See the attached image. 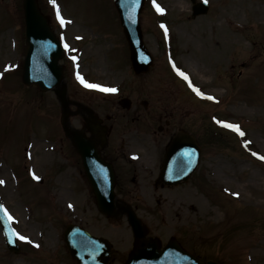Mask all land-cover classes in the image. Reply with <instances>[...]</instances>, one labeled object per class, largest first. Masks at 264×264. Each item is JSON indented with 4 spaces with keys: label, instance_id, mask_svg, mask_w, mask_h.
Listing matches in <instances>:
<instances>
[{
    "label": "rangeland",
    "instance_id": "374dc122",
    "mask_svg": "<svg viewBox=\"0 0 264 264\" xmlns=\"http://www.w3.org/2000/svg\"><path fill=\"white\" fill-rule=\"evenodd\" d=\"M37 3L68 45L60 63L70 125L78 127L92 108L110 143L124 142L127 156L139 150L141 163L119 166L116 196L133 208L147 239L162 246L174 239L202 263L264 264V0H207V13L193 18L190 0H156L163 12L145 0L139 22L153 64L140 74L132 70L113 0H56L64 25L50 0ZM25 50L22 0H0V204L15 232L28 238L17 237L12 252L0 227V264H77L62 240L66 223L105 237L110 264H124L134 242L126 217L98 211L61 128L60 86L42 91L21 82ZM77 74L117 91L86 88ZM122 97L129 109L119 105ZM218 120L239 125L244 135ZM178 128L201 142L200 162L186 182L166 186L158 171Z\"/></svg>",
    "mask_w": 264,
    "mask_h": 264
},
{
    "label": "water",
    "instance_id": "95a60500",
    "mask_svg": "<svg viewBox=\"0 0 264 264\" xmlns=\"http://www.w3.org/2000/svg\"><path fill=\"white\" fill-rule=\"evenodd\" d=\"M143 2L144 0H115L120 22L129 44L130 58L135 73L147 71L152 64V57L143 44L138 22V13L143 6ZM22 6L27 46L22 64V82L26 85L35 84L41 90L58 86L62 83V67L58 63L63 52L61 45L51 31L47 18L40 12L37 1L23 0ZM206 9L205 3L196 4L193 6L192 16L205 13ZM57 94L62 100L64 99V85L61 86ZM122 105L128 107L129 101H123ZM181 137L178 139H183L184 135H181ZM72 141L76 151L81 156L82 165L94 191L98 209L106 215H112L114 211V177L111 167L102 161L96 147L87 138L75 131L72 135ZM178 142L174 141L167 150L161 173V178L167 183H174L178 179L187 178L188 172L197 161L198 149L195 144H192L194 141L191 136L188 137V141ZM169 154L174 159L182 158L185 163H188L187 166L191 165V167L186 173L180 174L179 171V174L177 173V176H174L176 173L170 168L171 165L167 161ZM124 211L131 225L134 238L140 240L139 243L134 245L125 264H201L195 257L184 251L175 240H170L163 249L159 248L160 244L157 239L142 240L145 231L140 220L130 207H125ZM0 222L9 248L17 251V246H13L15 244L14 233L1 210ZM63 239L70 255L79 264H109L111 247L106 239L94 237L73 224L65 226ZM205 264L219 263L207 261Z\"/></svg>",
    "mask_w": 264,
    "mask_h": 264
},
{
    "label": "flooded vegetation",
    "instance_id": "af4514ba",
    "mask_svg": "<svg viewBox=\"0 0 264 264\" xmlns=\"http://www.w3.org/2000/svg\"><path fill=\"white\" fill-rule=\"evenodd\" d=\"M108 118V117H107ZM87 115L83 118V120L80 121L79 127L80 129L85 132L87 136H89L91 139L95 141L97 146L99 147V152L101 157L108 163L111 164L113 167L114 173H115V190L118 191V180L120 179L119 176H121V169H119V166L122 165V163L128 162H134L137 163L141 160V155L136 154L139 152V150H132L135 159L128 158L125 151H126V144L124 142L117 144L110 141V131L107 130V127H104L103 132L101 130H91L90 129V122L88 121ZM161 120V118L158 119V122ZM165 128L169 127L170 125V119H165ZM100 125L104 124L102 121L99 122ZM162 127L158 126L157 129L161 130ZM180 129V128H178ZM177 131V130H176ZM175 131V132H176ZM175 132L169 133L170 136L169 139L175 134ZM169 141V140H168ZM133 149V147H132ZM160 159V157H159ZM129 164V163H127ZM119 192V191H118Z\"/></svg>",
    "mask_w": 264,
    "mask_h": 264
},
{
    "label": "snow or ice",
    "instance_id": "6c2138e0",
    "mask_svg": "<svg viewBox=\"0 0 264 264\" xmlns=\"http://www.w3.org/2000/svg\"><path fill=\"white\" fill-rule=\"evenodd\" d=\"M50 2L56 6V0H50ZM205 2L207 3V0H205ZM153 4L154 6L156 7L157 11L158 12H163L164 9L160 7L159 4L156 3V0H153ZM56 11H57V17L58 19L60 20V23L61 25H64L66 23V21L64 20V18L62 16H60V12H59V7L56 6ZM161 27H164V25H161ZM165 34L167 35V29L165 28ZM65 48L67 49L68 48V45L65 44ZM73 60L76 59V57H72ZM173 67L176 69L177 73L184 78V80L188 81V84H189V87H192L193 91L198 95V96H201V97H204L205 94L203 92L200 91V89L196 88L191 80L189 79L188 75L181 71L179 68H176L175 64H173ZM2 75V74H0ZM77 79L80 80V83L83 84L86 88H89V89H95V90H98V91H102V92H106V93H115L117 91L116 88H110V87H105V86H102L100 84H94V83H89L88 81H86L82 76H80L79 74H77ZM206 99H209V100H214L215 98L212 97V96H207L205 97ZM217 123H221L223 124L224 127H227L229 129H233L235 130L236 132L239 133V135L243 136L244 133L242 131H240V127L239 125H236V124H230V123H225V122H222V121H217ZM248 142H246L247 144ZM254 155H256L254 153ZM261 160H264V156H260L259 157ZM36 179H39V177H36ZM4 183L3 181H0V184ZM234 195H238L236 193H234ZM71 206V205H70ZM0 210H2L4 212V217L6 220H8L9 222L13 219L11 214L8 212V210L2 205L0 204ZM12 232L17 235V237L20 239V240H25L27 241L28 238L26 236H23V235H20L19 233H16L15 230L13 229ZM31 242V241H29ZM36 247H39V245H36Z\"/></svg>",
    "mask_w": 264,
    "mask_h": 264
},
{
    "label": "bare ground",
    "instance_id": "6f19581e",
    "mask_svg": "<svg viewBox=\"0 0 264 264\" xmlns=\"http://www.w3.org/2000/svg\"><path fill=\"white\" fill-rule=\"evenodd\" d=\"M236 8H238V6H237L236 4L233 3V4H232V10H233V12H236ZM217 35H218L219 37H223L224 39H226V37H227L225 31L222 30L221 28L218 29ZM215 91H216V88H215ZM241 106H243V107L240 108V109H243V110L245 111V110H246L245 106H244V105H241ZM1 175L4 176V177H2V178L6 181L5 184H4V186H5V187L9 186V185H10V182H9V180H8V175H7L6 170L4 169V167L2 168ZM60 194H61V193H60ZM66 195H67L66 193H65L64 195L61 194L62 197H65ZM193 198H194V197H193ZM216 214H217V212H216Z\"/></svg>",
    "mask_w": 264,
    "mask_h": 264
}]
</instances>
